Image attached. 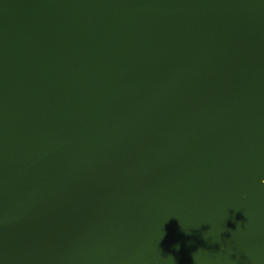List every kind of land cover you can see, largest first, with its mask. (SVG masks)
Returning <instances> with one entry per match:
<instances>
[{
	"label": "water",
	"instance_id": "1",
	"mask_svg": "<svg viewBox=\"0 0 264 264\" xmlns=\"http://www.w3.org/2000/svg\"><path fill=\"white\" fill-rule=\"evenodd\" d=\"M0 264H264V0H0Z\"/></svg>",
	"mask_w": 264,
	"mask_h": 264
}]
</instances>
